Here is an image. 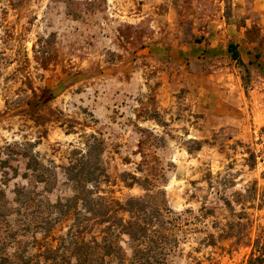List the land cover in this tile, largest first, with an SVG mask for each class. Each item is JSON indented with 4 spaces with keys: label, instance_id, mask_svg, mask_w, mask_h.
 I'll list each match as a JSON object with an SVG mask.
<instances>
[{
    "label": "rangeland",
    "instance_id": "rangeland-1",
    "mask_svg": "<svg viewBox=\"0 0 264 264\" xmlns=\"http://www.w3.org/2000/svg\"><path fill=\"white\" fill-rule=\"evenodd\" d=\"M91 134L100 194L170 210L166 264H264V0H0V257L74 255Z\"/></svg>",
    "mask_w": 264,
    "mask_h": 264
},
{
    "label": "trees",
    "instance_id": "trees-1",
    "mask_svg": "<svg viewBox=\"0 0 264 264\" xmlns=\"http://www.w3.org/2000/svg\"><path fill=\"white\" fill-rule=\"evenodd\" d=\"M228 52L233 60L244 65L237 44L231 42ZM103 152V139L91 134L86 153L65 171L73 188V197L66 202L70 203L69 208L74 204V234L70 231L66 237L71 239L74 255L60 254L61 248L57 246L45 249L41 255L43 262L6 253L1 255L0 264H166L172 248L178 243L175 219L169 216L170 210L136 177H132L134 182L128 186L138 183L146 192L144 196L129 197L121 202L100 194L97 191L100 184L108 179ZM24 157L28 158V169L36 173V180L43 182L35 155ZM58 205L64 207L61 202ZM122 236L128 238L130 255L121 244ZM65 239L60 240L65 242Z\"/></svg>",
    "mask_w": 264,
    "mask_h": 264
}]
</instances>
